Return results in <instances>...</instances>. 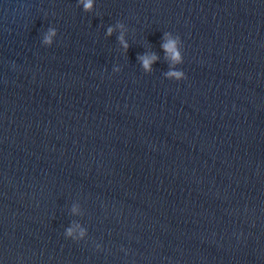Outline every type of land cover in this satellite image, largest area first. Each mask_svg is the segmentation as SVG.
<instances>
[{"label":"clouds","instance_id":"obj_1","mask_svg":"<svg viewBox=\"0 0 264 264\" xmlns=\"http://www.w3.org/2000/svg\"><path fill=\"white\" fill-rule=\"evenodd\" d=\"M78 6H82L83 11L87 13H91L94 11V0H78ZM116 27L123 29V23H117ZM113 27H108L107 35H111L113 33ZM57 36V30L54 27H49L46 33L43 35V44L45 46L50 47L53 44V39ZM121 45L125 50L128 48V44L124 40L123 33L118 37ZM165 43L162 44V48L165 51L166 59L170 61L169 71L165 74L169 80L181 81L186 79V75L182 70H176V65H181L183 63V54L181 48L183 47L181 38L179 35L173 37L170 32L165 33ZM158 57L153 54H145L139 57V60L142 63L143 69L145 71L150 72L151 65L154 61H156ZM118 71V69H117ZM75 210V209H74ZM73 234V229L67 230V235L71 236ZM83 235V231H81V236Z\"/></svg>","mask_w":264,"mask_h":264}]
</instances>
